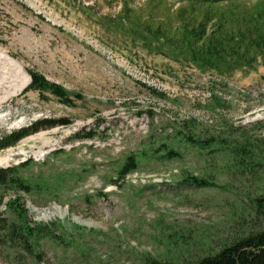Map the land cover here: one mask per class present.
Here are the masks:
<instances>
[{"label": "rangeland", "instance_id": "374dc122", "mask_svg": "<svg viewBox=\"0 0 264 264\" xmlns=\"http://www.w3.org/2000/svg\"><path fill=\"white\" fill-rule=\"evenodd\" d=\"M119 9L114 0H0V135L55 124L0 150V169L18 167L39 185L0 188V264H185L264 228L252 209L264 158L222 170L226 150L202 153L182 134L193 119L208 141L220 131L264 150V51L251 67L203 70L143 48L115 25ZM30 70L69 96L27 91ZM131 157L137 170L123 175ZM18 197L28 223L54 237L9 243L3 227L21 228L8 206Z\"/></svg>", "mask_w": 264, "mask_h": 264}, {"label": "trees", "instance_id": "16d2710c", "mask_svg": "<svg viewBox=\"0 0 264 264\" xmlns=\"http://www.w3.org/2000/svg\"><path fill=\"white\" fill-rule=\"evenodd\" d=\"M114 1L120 5L118 13L113 17L116 20L115 25L126 28L127 34L138 39L141 46L149 52L176 60L182 59L203 70L229 72L240 66H253L257 60L256 54L264 51V0L253 5L246 4L244 2L246 0ZM29 74L31 82L27 91L49 92L60 98L69 96L70 93L66 89L35 70H30ZM218 100L214 108L223 107L221 100ZM191 121L193 119L183 121V125L191 134L186 136L182 132L187 139L186 142L194 145L202 153L207 149L213 152L226 150L228 154L222 160L227 166L222 167V170L224 168L229 170L232 167L241 171V167H246L245 161H248L250 166L255 165L254 161L263 162L264 150L258 148L257 145L262 144L258 139L251 142L245 135L242 140L240 137L230 136L224 139L223 133L218 131L219 135H216L215 139L209 137L208 141L204 136L196 134L197 127L191 124ZM54 125V123L44 124L43 121H36L28 127L5 131L0 135V150L14 146L23 138ZM213 144L216 145V149H213ZM125 163L121 168L123 175L137 170L138 163L133 157L127 159ZM16 169L18 167L0 169V188L3 191L37 190L38 183L34 184L19 176ZM192 180L194 182H189L192 185H195V182L202 183L200 179ZM41 186L43 189L47 188L44 187L45 185ZM204 186L206 185L199 187ZM20 199L21 197H18L7 203L8 206L16 205L12 206V210L21 222L19 229L13 225L3 227L9 243L19 242L21 246L28 243V240L54 237L53 229L36 228L28 223L26 215L20 209ZM252 203L255 219L264 218V192ZM185 264H264V228L249 230L242 237L228 241L219 252Z\"/></svg>", "mask_w": 264, "mask_h": 264}, {"label": "bare ground", "instance_id": "6f19581e", "mask_svg": "<svg viewBox=\"0 0 264 264\" xmlns=\"http://www.w3.org/2000/svg\"><path fill=\"white\" fill-rule=\"evenodd\" d=\"M45 215L47 216V215H49V213L46 212Z\"/></svg>", "mask_w": 264, "mask_h": 264}]
</instances>
